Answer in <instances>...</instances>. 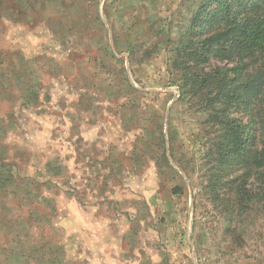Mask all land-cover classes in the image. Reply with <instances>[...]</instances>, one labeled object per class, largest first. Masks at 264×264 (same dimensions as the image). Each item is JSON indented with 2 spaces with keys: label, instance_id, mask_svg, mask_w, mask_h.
Wrapping results in <instances>:
<instances>
[{
  "label": "rangeland",
  "instance_id": "374dc122",
  "mask_svg": "<svg viewBox=\"0 0 264 264\" xmlns=\"http://www.w3.org/2000/svg\"><path fill=\"white\" fill-rule=\"evenodd\" d=\"M218 6L90 0L38 50L13 37L30 65L0 91V232L18 264H264V178L252 165L242 190L241 142L224 133L245 122L256 151L264 92L226 105L189 76Z\"/></svg>",
  "mask_w": 264,
  "mask_h": 264
},
{
  "label": "trees",
  "instance_id": "16d2710c",
  "mask_svg": "<svg viewBox=\"0 0 264 264\" xmlns=\"http://www.w3.org/2000/svg\"><path fill=\"white\" fill-rule=\"evenodd\" d=\"M215 1L219 2L218 8L204 16L201 22L207 24L219 16L221 27L211 33L199 32L194 40L191 39L197 68L194 67L196 70L189 72V76H194L196 81L201 79L217 82L213 89H219L216 93L219 96L214 98L217 100L220 97V101L223 99V104L227 105L238 101L241 96L264 92V0ZM236 2L239 4L233 10L232 5ZM214 58L223 64L204 71L201 64ZM261 105L262 108L250 116L251 124L256 125L255 137L253 135L254 138H251V145H258L256 151H252L246 144L248 135L245 132L248 127L245 122L235 125V132L232 131L233 126L231 130L224 132L231 137L234 134V139L238 137L241 142L240 161L243 163V172L239 175V182L242 190L253 183L247 180L252 165H255L257 171L255 179L264 178V100ZM234 121L229 119L228 124H234ZM261 189L260 186L259 190Z\"/></svg>",
  "mask_w": 264,
  "mask_h": 264
},
{
  "label": "crops",
  "instance_id": "0c3cea01",
  "mask_svg": "<svg viewBox=\"0 0 264 264\" xmlns=\"http://www.w3.org/2000/svg\"><path fill=\"white\" fill-rule=\"evenodd\" d=\"M89 3L90 0H0V91L2 94L8 88L15 91L16 73H19V70H16L20 68V62L21 66L26 68L24 59L22 60L20 56L26 57L28 68L30 65L29 57L23 54L24 47L19 45L18 40L14 41L13 37L32 40L30 44L32 49L38 50L40 47L33 43L36 38H43V43L48 36L65 37L67 20L72 21L68 14L73 13L76 21L78 13L80 19L83 15V5L87 6ZM9 70H11V79L7 81ZM6 102L4 95L0 94V107H4ZM1 234L4 233L0 232V264H18L16 250L13 251L12 243L9 244L10 239ZM112 256L113 264H136L133 256L124 253H115Z\"/></svg>",
  "mask_w": 264,
  "mask_h": 264
}]
</instances>
